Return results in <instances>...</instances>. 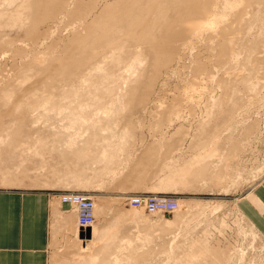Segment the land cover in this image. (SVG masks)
<instances>
[{
	"label": "bare ground",
	"instance_id": "6f19581e",
	"mask_svg": "<svg viewBox=\"0 0 264 264\" xmlns=\"http://www.w3.org/2000/svg\"><path fill=\"white\" fill-rule=\"evenodd\" d=\"M95 1L96 0H89V4L88 2L83 4L82 0H0V29L3 25H7L5 26L6 28L13 26L16 30L24 32L25 35H23L26 38L24 41L26 43L30 39L35 42L38 47H45L44 51H41L40 48V50L36 52V58L32 61L29 55L33 52L29 53L31 50L28 52L29 49L24 48L26 45L25 42L22 48L19 43L17 49L12 50L14 54L12 53L13 61L11 62V67L8 64V69L5 67L0 71V79H3L4 82L3 87H0V103L8 110L6 111L7 114L8 112L11 113L13 110L18 111V119L16 118L18 120L17 122L14 117V121H10L13 123L9 122V124H7L9 126L0 125V128H5L0 130V164H4L6 161L5 159L9 160V158H11V155L7 158V154L12 150L10 148L14 146L17 147L19 143L24 142L25 139H23V137H26L24 135L25 133L23 134L24 129L27 125H30V127L33 126L35 119L48 120L50 116H54L55 119L62 122V126L73 128L75 125H80L81 123L89 121L88 118L84 117L86 111L94 110V114H98L99 112L110 113L114 110L113 107L115 104H120L121 100L125 97L132 98L138 92L139 88L140 90L144 89L141 91V94L146 90L145 97L147 98V94L150 93V87H152L151 84L154 82L153 79L155 78L157 81L156 77L158 78L160 75H164L162 74L163 70L176 69L179 64H182L186 56H191V62L193 64L192 74L195 76V79L191 81L192 86H190V89L193 90V84L199 86L200 81L206 79L212 84L215 82L214 85L211 84V86L215 87V89L217 88L218 91L215 97H213V93L207 95V98H209L210 95H212V98L210 96L209 100H207L208 103L204 104V108L207 109H204V112L205 110L207 111L206 113L209 111L208 114L210 115L213 111H216L218 114V112L225 109V113L230 116L229 122H231L230 120H234L233 117H235L232 114L240 112V109H248L250 107L249 105L252 106V104H256L257 101L264 105V92L262 93L264 88V53L262 52L263 55L261 57L258 51L259 54L253 57V53L256 51L253 52L254 50H252L249 56V50L248 53H246L249 57L246 58L244 56V50H246V48L248 50L249 46L245 47L246 43L243 45L244 43H242L241 40L239 41L242 43L241 47L240 45V48L237 47V41L243 35L242 32L245 31L246 34V29L251 26L253 27V25L249 26V18H257V20L261 22V25H264V11L260 10L264 9L263 7L260 8L264 0H107L103 4L101 2V11L98 14L96 13L97 15H94V18L92 17L90 21H88L89 19L86 21V15L90 10V5H93ZM70 2H73V8L71 9L68 7ZM93 8H97L96 5ZM258 8H260V11ZM64 13L66 14L61 17ZM55 14H61L60 21L62 24L59 22V25H56L57 28L47 23L48 21L51 22L50 20ZM64 17H66V21ZM57 19L59 20V18H56L55 22ZM62 20H64V22ZM45 23H47L46 26L44 25ZM251 23L256 24L252 21ZM60 26L61 28L71 27V34L69 30H67L70 36L65 42L54 36L55 32L59 31ZM250 32L251 28L249 30V33ZM263 32L260 31L262 34ZM9 35L10 34L6 35L3 29L0 30V55L2 53L6 54V50H8L6 48L18 40L17 37L11 38ZM248 35L250 36V34ZM251 36L253 38V35ZM251 36L249 38H251ZM20 41L23 40L21 39ZM245 41L246 40H244V42ZM18 42L19 41H17V43ZM213 42L214 44L218 42L219 47H216L218 43L213 46ZM206 44H208V51L210 54L205 56L202 55L201 52L205 49ZM251 44L252 47L255 46L253 42ZM38 47L36 46L37 49ZM33 48L35 49V47ZM58 49V55H52L56 52L55 50ZM76 51H78V56H73L72 54ZM57 52L55 54H57ZM8 54H6V56ZM46 54H50V57L48 55L44 56ZM70 54L72 56H70ZM210 55L215 56L214 59H211ZM7 57H9V55ZM10 57H12L11 53ZM143 61L147 62L144 64L142 63ZM258 62L259 64L256 65L255 63ZM147 63L148 68L140 69L141 64L145 66ZM143 65L141 68L144 67ZM178 68L176 70L174 69L172 72H178ZM21 69H27L28 72L30 71V73H32L33 71L34 73L30 76V73H27V75L23 70L26 77L24 76L25 74L23 75V73H21ZM229 69L232 73L226 71ZM222 70H224L223 72L225 74H231V76L224 79L223 72L221 73ZM12 71H15V73L20 71V73L16 74H21V76L23 75L25 78L29 76L33 78L35 75L36 79L34 78V82H29L30 85L28 88L25 87L26 92L23 91L27 93L26 95L28 96H23L26 98H23L25 100L20 98V93L18 94V99L12 100L13 94L19 91L18 89L13 90L12 84H9V81L11 82V78L13 77L11 76L13 74ZM149 72H151V74ZM56 73H59L58 75L62 74V76L60 75L59 77ZM55 75H57L59 79L61 77L63 79L56 80L58 77L54 79ZM19 76L17 75V77ZM199 77L201 78L200 80ZM217 77L218 79H216ZM21 78L18 79L19 82L16 79L19 86L22 84L20 79L21 81L25 79L23 77ZM90 78L95 79L91 81ZM144 78H148V81L146 80L147 82L144 81L145 83L142 82ZM15 79L13 80L14 83ZM28 80L25 79L24 81L27 83ZM54 81H57L58 86L54 85ZM17 82L16 87L18 86ZM86 82H88V87L82 88ZM155 82L153 84L157 83ZM24 83L23 85L25 86ZM33 84H39L40 87L38 85L39 88L35 91L33 88H36L35 86L37 85L34 86ZM19 86L17 88H19ZM154 86L155 85H153V88ZM9 87H12L13 94H11L12 91ZM53 88L54 90H52ZM40 89H42L40 91L42 93L38 92ZM55 89H57V92H54ZM186 91L188 90L186 89ZM194 92H197V88ZM139 93L140 92H138L137 95ZM10 94L12 96H10ZM184 96L185 95H183V97ZM141 97L139 96V98ZM146 98L143 99L147 102L148 98ZM166 98L165 96H157L154 98V104L152 105V107L154 106L153 110L167 111L169 108L173 107L175 102L171 100V103H167ZM143 99L139 100L143 102ZM196 99L198 98L196 97ZM202 101L204 102V100ZM188 110H190V108ZM14 112H12V114ZM180 112L181 111L178 109L176 116L179 117ZM190 112L191 111H189V113ZM206 113L205 115H208ZM2 116L3 114L1 112L0 124H3L1 121ZM107 117L110 118V115H107ZM227 117H225V121ZM25 118L28 120L27 123H25ZM13 119L11 118L10 120ZM65 120L67 121L66 124H64ZM225 123V128L230 127V125H227L228 121ZM11 124L13 127L15 126L14 130L12 126H10ZM248 126V129L245 127L247 129L245 132L250 136L257 127L256 124ZM9 127H11V129ZM80 135L81 133L79 131L73 133L69 130L66 142L71 144L77 141ZM54 137L61 143L65 142L63 135L57 134L54 135ZM27 138L28 137H26V139ZM110 140L111 139H108V141ZM24 145L23 143V146ZM20 147L21 144L20 146L18 145L19 149ZM118 148H120L119 143L102 146L99 154L91 157L92 160L84 166L85 170H87L93 168L94 164L99 165L101 174L97 172V168L93 171V174H95L94 178L99 177L98 180L93 183L94 187H107L109 183L107 182L108 178H106L107 174L109 173V177L114 176L116 172H122L124 168L130 171V173H136L135 176L137 177L145 173L147 175L148 170H151L150 168L154 161L153 156L149 157L148 155V158L145 159H132L130 156H127L124 160H114L113 155L118 151ZM85 154L87 153L85 152ZM206 154V157L212 156L211 154ZM15 156H13L14 160L16 159ZM201 157L194 158L193 161H183L180 163L175 159L174 162L165 163L163 168L161 167L164 171V176L159 180V184L166 188H171L176 184H184L197 188L196 183L198 181H201V183L205 182L203 180H206V177L210 179L211 173L208 171L211 169L214 171L218 166V163H216L213 158L212 160H207ZM202 160L206 161L204 165ZM219 160L217 162H219ZM121 161L122 163H120ZM194 163H200V167H194ZM16 168H18V166ZM229 168H233V172L237 174L235 177L240 174L238 172L240 169L239 167L238 170H236L237 168L234 170V166ZM9 170L10 169L7 167L4 169L0 168V183H6L7 185L11 183L12 185V182H17L18 184V181H21L22 177L18 180V176L16 175V178ZM16 172L18 171L16 170ZM49 172L52 175H56L51 177L50 180L48 179L43 182V186L45 185L49 188L56 186L55 183L60 184L61 182L65 184L70 182H74L75 184L90 183L84 175V170L79 172L70 170L69 168L57 170L53 167L49 169ZM127 175L128 173L126 176ZM222 175L224 174H221V176ZM227 177H229L232 183L236 180L233 175ZM204 184H207V181ZM200 186H202V184ZM93 201L94 222L91 225V236L89 235L91 239L87 241V244L85 243L86 247H81V245L78 246L72 241H67L66 246L69 248V258L58 259L57 263L54 264H137L138 261L149 257V251L152 253L151 250H142L145 249V246H148L149 242H152L153 235H159L164 231L170 233V236L167 237L169 239L168 244L173 250L170 252V255L165 254L168 258L172 259L173 257H177L174 252L180 248L184 253L185 251L183 248L185 247L187 252L186 254L184 253L185 256L177 254L183 257L184 261H182V264H224V262H226V264H231L232 259L230 257L228 258L221 248L215 246L207 238H202L204 240L200 239V241H198V239H196L198 237L194 232L197 230L195 228L200 226L202 228L203 225V227H205L203 230L205 237L208 226L215 228L219 232L222 230L221 227L225 225V221L228 219L227 217L225 218L228 212H223L221 215L222 217L218 215L220 211H223L226 205L223 201L204 199L185 200V209L182 214H178L181 208V203L179 202L178 208L174 210L175 212L172 211L174 214L171 218H162L159 216L155 218L154 216V218L151 219L150 215H155V213L160 211L149 213L142 207H133L122 212H113L106 220V225L101 223L103 225L100 226L95 224L96 220L104 216V213L107 214V210L109 211L112 209V203L108 200L95 201L93 199ZM138 208L143 209L149 214L140 211ZM71 209L73 210H71L72 213L75 212L77 220V213L74 207H71ZM235 209L241 217H243L239 207L236 206ZM238 213L236 215H238ZM238 218L240 217L238 216ZM124 221L135 223L137 230H133V233L128 232L122 234L120 227ZM216 225H219V229H217ZM66 227L65 232L70 234V225ZM186 238L189 239L186 240ZM181 239L186 240L187 243H182ZM241 255L240 258L242 257ZM199 258H202V260ZM180 259L182 260V258ZM221 260H223V262Z\"/></svg>",
	"mask_w": 264,
	"mask_h": 264
},
{
	"label": "rangeland",
	"instance_id": "374dc122",
	"mask_svg": "<svg viewBox=\"0 0 264 264\" xmlns=\"http://www.w3.org/2000/svg\"><path fill=\"white\" fill-rule=\"evenodd\" d=\"M106 1L107 0H104V1L96 0L93 3V5L91 4L90 10H89L90 12L88 11L87 13V15L89 14L88 15L89 17L86 15V21L87 19H89L88 21H90L92 17L94 18V15H97L101 11L100 8L102 4L105 3ZM82 2L83 4H86L87 2L89 4V0H82ZM72 3L73 2H70L68 5L70 9L73 8ZM262 4L260 5V8L262 7L264 8V2ZM95 5L97 8L94 9L93 7H95ZM92 8H93V11H92ZM260 8H258V10ZM260 10L264 11V9H260ZM65 14L66 13H64L63 15L61 14L60 15L62 17ZM60 15L55 14L54 16H52L53 18L50 21L53 24L49 21L47 23L57 28V26L59 25V22L60 24H62L60 21L61 19ZM56 18H59V20L57 19L58 21L56 20L55 22ZM64 18L63 19L66 21V17ZM253 19L254 18L252 17L249 18V22H250L249 26L253 25V27L252 26L250 27L251 32L249 33L250 28L248 27V29H246V34H245V31L242 32L243 37L240 35L241 37L237 41V47H239V45L241 47L242 43H244L243 45H245L246 43L245 47L249 46L248 50L247 48L246 50H244V56L246 58L250 56L252 50H254L253 52L256 51L255 53H253L254 54L253 57H256L255 55L256 54L258 55L259 52L261 54L259 56L262 57L264 53V49H263L264 48V32H263L264 25L262 26L261 22L257 20V18L254 19L255 22ZM64 20L62 21L64 22ZM250 20L256 24H252ZM47 23H45L44 25L46 26ZM3 26H1V29H3V32H5L6 35L10 34L9 37L11 38L17 37L18 40L15 41L16 43L14 42L13 44L9 45L6 48L9 50V52L11 51L10 53L12 57H10V53L8 52V50H6L7 52L6 54L9 53L8 55L10 58L7 57L8 55L6 56L5 53H2L0 55V71H2V69H4L5 67H7L6 69L9 68V66L11 65V62L13 61L14 53L12 52V50L17 49V46L19 43L21 45L20 46L21 48L26 44L28 48L26 47V45L24 46V48L29 49L28 52L31 50L29 53L33 52L30 55L28 54L29 58L32 61L35 60L36 54H37L36 52L40 50V48H41V51L45 50V47L43 46L38 47V45L35 42H33L30 39L28 40V38H27L28 41L26 40L27 41L26 43L24 41L26 39L24 36L25 34L24 32H21V30L20 31L16 30L15 27L13 26H10L8 28L5 27L7 25H5L4 27ZM59 28H60L59 31L55 32L54 36H56V38H59L61 41L64 40L63 42L67 41V39L69 38L71 34L70 32L71 27L61 28L60 26ZM261 28L263 29V31ZM67 30H69L70 34L67 32ZM260 31L263 32V34L260 33ZM247 33L250 34V36L253 35V38L252 36H251L252 39L249 38L250 36ZM21 39L23 41H20ZM244 40L246 41L244 42ZM250 40L253 42V45L255 46L252 47V44H251L252 42ZM17 41L19 42L17 43ZM239 41H241L242 43ZM217 43L218 42L214 44L213 42L212 45L214 46ZM218 45L219 43L216 45V47ZM36 46L38 47V49L36 48ZM260 46H263V47H260ZM33 47H35V49ZM55 51L57 52L59 51V49ZM55 53H53L52 55H55V56L58 55V52L57 54ZM246 53H248L249 56H247L248 54ZM71 54L70 56L72 55L78 56V51L74 52L72 55ZM201 54L205 56L207 54L208 55L210 54V52L208 51V44L205 45V49L202 50ZM47 55L49 56L50 54H46L44 56H47ZM210 57L211 59H214L215 56L210 55ZM146 62L143 61L142 63L145 64ZM255 64L257 65L259 64V62ZM142 65L143 64H141V67ZM145 66L143 68L140 67V69L148 68V63ZM192 66L193 64L191 62V56H186L182 64L178 65L179 67V68L177 67L179 70L178 72H172L174 71L175 68L173 70L166 69L162 71V74H164L165 76L160 75L162 79L160 78V76L158 78L156 77L157 81L155 80V78L154 79L152 78L153 81L154 82L156 81L157 83L155 82L156 84H153L154 83L153 82L151 84L152 85V87H150L151 89L153 88V85L155 86L152 89L153 91L151 89L149 90L150 93L147 94L149 96V97L147 96L148 99L145 97L146 90L143 91L141 94V91L144 89L141 88L142 90H140L139 88L138 92L140 93L137 95L138 93L137 92L133 96L135 97L137 95L136 96L137 98L136 97L135 98L133 97L123 98L120 104L114 105L113 107L114 110H112L110 113L99 112L98 114H94L95 112L94 110L86 111V114L84 117L88 118L89 121L81 123L80 125H75L73 128L62 126L61 125L62 122L55 119L54 116H50V119L48 120L38 119V118L35 119V123L33 124V126L30 127V125L29 126L27 125L26 126L27 128L25 127L23 134L25 133L24 135L28 138L26 139V137H23V139H25L26 141L24 140V142L22 143L18 142L19 146L21 144L20 149L18 148V145L17 147L14 146L10 148L12 150L9 151L10 153L8 152L9 154H7V158H9V155H11L10 156L11 158H9V160L5 159L6 161L4 160L5 161L4 164H0V168L4 169L7 167L8 169H10L9 171L13 174V176L17 175L18 180L19 178L22 177L21 181L19 180L20 182L18 181V184L17 182L16 183L12 182V185L11 183L8 185L6 183H5L6 185L0 183V186L46 187L45 185L43 186V182H45L48 179L50 180L51 177L56 176L54 174L53 175L50 174L51 172V171L49 172L50 168L55 167L57 170H63V169L65 170L66 168H69L70 170H73V171L75 170L78 172L84 170V175L89 180L90 182L89 184H75L74 182L65 184L61 182L62 184L55 183L56 186L52 188L58 189V190L83 191V192H87L90 195H92L95 201L97 200L110 201L112 203L111 204L112 209L109 211L107 210L106 211L107 214L104 213V216L99 217L98 218L99 220L98 219L96 220L97 223L95 222V224H97L98 226L103 225V224L106 225V220L113 212H116V211L122 212L124 210L133 208L134 206H131L126 202V198L132 194H137V193L175 194L180 199L179 202L181 203L180 211L179 212L176 211L178 212V214H182L183 210L185 209V206H184L185 200H196V199L220 200V201H223L226 205L223 208V211H220L218 213L219 217H222L221 215L223 214V212L225 213L228 212L227 214L228 216L227 215L225 216L224 214L225 218L227 217L228 219H226L225 225L221 227L222 230L219 232L215 228L208 226L209 231L207 229V233L205 237L204 235L205 233L203 231L205 229V227H203L204 225L202 226L203 229L201 228V226L197 227L195 228L197 230L194 231L198 237L196 239H198V241H200V239L202 238L209 239L211 243H213L218 248H221V250H223V252L225 253V255H227L228 258L230 257L232 259V260L229 259L231 260V264H264V237L253 227V225L244 216L241 217V215L235 209V207L238 206L239 197L244 192L252 188L260 179L264 177V105L261 102L257 101L256 104L254 105L252 104V106L249 105L250 107L248 109H240L239 110L240 112L236 113L237 116L236 114H232L237 119L233 117L235 121L230 120L231 122H229L230 116H228L229 114L227 115L225 113V109L221 110V112H218V114L216 111H213V112L211 111L212 114L209 115L208 114L209 111L208 113H206L207 109L204 108L205 107L204 104L208 103L207 100H209L210 96L212 98V95H214L213 97L217 95L218 93L217 88L215 89V87L211 86L212 83L202 78L203 80L200 81L199 86L193 84V88H192L194 91L196 90V88H197V92L199 90L200 91L197 93L191 90L190 89L191 88L190 86H192L191 81L192 79L193 80L195 79L194 74H192L193 73ZM225 67H228V66H225ZM23 70L26 74L30 73V71L28 72L27 69H23ZM23 70L21 71V73H23L24 75L25 73L23 72ZM165 71H168V72H165ZM223 71L224 70H222L221 73ZM226 71L232 73L230 69ZM12 73L13 74L11 76H13L14 79L17 77V75L18 76L20 75L19 77L16 78L17 80L21 77L25 78L24 76H26V74L24 76L23 75L21 76V74H16V73H20V71L16 73L15 71H12ZM33 73L34 72L32 71V73H30V76L33 75ZM149 73L151 74V72ZM56 74L58 75L59 73H56ZM57 75H55L54 79H56V77L58 76L60 77V75L62 76V74L58 76ZM80 75H77V76H80ZM30 76L25 79L27 80L30 79L32 82L28 80V82L26 83L24 81L25 79H23L22 81H24L25 82L24 83L21 81L22 79L21 78L20 79V82L22 83V84L20 83L21 86H19V83H18L19 80L17 82L15 79V83H14L13 77L12 78L10 77L13 82L11 81L12 82L11 83L9 81V84H12L13 90H16V89L19 90L18 92L16 91L17 93L16 94L13 92L12 87L11 88L9 87L10 90L12 91L11 94L14 93L13 96L10 94V96H12V100L18 99L19 93L21 94L20 98L22 99L25 98L23 96L27 94L24 92H26V88H28V86L30 85L29 82L33 83L34 80L36 79L35 75L33 76V78ZM223 76L225 77L224 79H226L227 77L231 76V74H225L223 72ZM59 77L56 80H60L62 78L61 77L59 79ZM90 79L91 81H93L95 78H90ZM200 79L201 78L199 77V80ZM216 79H218V77ZM146 80L148 81V78H144L142 82L145 83L147 82ZM16 82L19 88H17L18 86L16 87ZM54 82L56 83V84L54 83V85L58 86L57 81H54ZM23 83L25 84V86L23 85ZM214 83L215 82H213L212 85H214ZM3 84H4L3 79H0V85H1L0 87H3ZM38 85L35 86L36 88H33L35 89V91L36 89L40 87V85L39 87ZM85 87L86 88L88 87V82H86V84L82 86V88H85ZM184 87L188 91H186ZM200 87L203 88V93H202V88ZM20 88L22 91L20 90ZM41 90L42 89H40L38 92L42 93L40 92ZM52 90H54V88ZM263 90H262V93L264 92ZM54 92H57V89H55ZM186 92L189 94H187ZM143 94H144V97H143ZM149 94H151L152 96ZM209 94H212V95H210L209 98H207L208 97L207 95ZM156 95L165 96V98L167 97L166 98L167 103L168 102L171 103V100H172L173 102H175L174 106L169 108L167 111L153 110L154 106L152 107V105L154 104V98L157 97ZM183 95L185 96L183 97ZM139 96L146 98L147 102L142 97L139 98ZM26 97L28 96L26 95ZM196 97L198 99H196ZM139 99H143V102L142 100L140 101ZM202 100H204V102ZM193 102H194V105H193ZM0 106L2 107V108L0 107L1 109L0 113L2 112L3 114V116L1 117L2 118L1 121L3 122V124H0V125L9 126L7 124H9L10 121H14V119L16 122L18 121L17 120L18 111L13 110L12 112L15 111L13 113L14 114L13 116L12 112L11 113L8 112L7 114L6 111L8 110L6 109V107L4 108L1 105V103H0ZM187 108L188 109L190 108V110H188ZM178 109L183 113L182 114L180 112L179 117L176 116V113H178ZM204 109H206L205 112L203 111ZM189 111L191 112L189 113ZM205 113L208 115H205ZM107 115H110V118L107 117ZM224 116L225 117L228 116L226 120L228 121L227 125L228 126L230 125V127L228 128H225L226 118ZM11 118L12 119L14 118V119L10 120ZM27 121L28 120H26L25 123H27ZM66 122L67 121L65 120L64 124H66ZM10 123H13V122H10ZM253 124H256L257 128L255 129L253 133L250 134V136H248L245 130L248 129L247 128L248 125H253ZM10 126H12V124ZM3 128L4 127L0 128V130H2ZM9 128L11 129V127ZM12 129L14 130L15 126L14 127L12 126ZM69 130L73 133H76L77 131L81 133V135L79 136V139L77 138L78 140L71 144L66 142ZM57 134L63 135L65 139L64 143H61L56 140L54 135H57ZM108 139H111V140L108 141ZM23 143L26 146L25 145L23 146ZM117 143L120 144V148H118V151H116L115 154L113 155L114 160H124V158L127 156H130V158L132 159H140V158L145 159V158H148V155L149 157L153 156L154 161L152 162V165L150 168L151 170H148L147 175L145 173L140 177L135 176L136 173H132V172L130 173V171L126 170V168H124L122 172L121 171L116 172L114 176H111V177H109L110 175L108 173L106 177L108 178L107 182H109L108 186L96 188V186L94 187L93 183L97 181L99 177L94 178L95 174H93V171L97 168V172H100L101 174L99 165L94 164L93 168L87 169V170H85L84 166L87 165V163L92 160L91 157L99 154L102 146H106L107 144L115 145ZM107 147L111 148L109 146ZM23 149L25 152L23 151ZM85 152L87 154H85ZM206 153L211 154L212 156L206 157L207 155ZM13 156H15L16 158L15 160ZM200 157L202 159H207V160L209 159L212 160L213 158V160H215L216 163H218V166L214 171L212 169L208 171L211 173L210 179L206 177V180L205 179L203 180L205 182L202 181L203 183H201V181L200 182L198 181L196 183L197 188H193L191 186H187L184 184H176L171 188H166L165 186L159 184L160 183L159 180H161L164 176L163 174L164 171L162 170V168L165 165V163H169L171 161L174 162L175 159L180 163L183 161L184 162L193 161L194 158H200ZM218 160L219 162H217ZM120 163H122V161ZM200 163H194V167L196 168L200 167ZM202 163L204 165L206 161L202 160ZM17 166L18 168H16ZM231 166H234V170L236 168H237L236 170L240 168L238 171L240 174L237 177H235L237 174L233 172L232 170L233 168H229ZM236 166H238L239 168ZM15 168L21 175L18 172H16V170L14 171ZM126 172L128 173L127 176H126L127 174ZM130 174H131V177H130ZM221 174H224V175L221 176ZM229 175H233L234 178L236 179L234 183H232L229 180V177H227ZM206 181H207V184H204L206 183ZM201 184L202 186H200ZM138 209L146 214H149L141 208H138ZM174 212H171V213L157 212L155 213V215H150L151 216L150 218L152 219L154 218V216L155 218H157L158 216L162 218L163 217L171 218ZM237 213L238 215H236ZM70 214L72 216V219L70 221V223H72V225L70 226L71 227L70 234L65 232L64 229L62 230V228L56 231V234L52 238V243L50 245L49 264L57 263L58 259H62V258L68 259L69 258L70 253H69V248H67L66 246L67 241H72L74 244L78 246L81 245V247L82 246L86 247L87 241L91 239L90 238L91 233L89 234L90 236L88 238L85 235L84 236L79 235L80 231L77 228L78 227L77 220L74 217L75 214H73L72 212ZM238 216L240 218H238ZM91 227L89 228L90 230H91ZM216 227L217 229H219V225H216ZM120 230L122 234H126L128 232H132L133 230L136 231L137 229L135 227V223L124 221L120 227ZM153 233H158V232H153ZM160 234L153 235L152 242H149L148 246H145V249L142 250V251L151 250L153 254L150 253L149 251V254H148L149 257L146 259H143L144 261L143 260L138 261L137 264H182L183 263L182 261H184V259L182 256L180 257L179 255L185 256L184 253L185 254L187 253L185 250V247L183 248L185 251L184 253L182 252V249L180 248L179 250L174 252L175 256L177 257L175 258L173 257L172 259L168 258L165 254L170 255V252L173 251L169 247V244H168L169 239L167 237L170 236L169 235L170 233L168 231H164V232H161ZM64 238H65V242H64ZM188 239L186 238V240ZM181 240H182V243H187L186 240L184 239H181ZM63 244L65 247L63 246ZM240 255L242 256L241 257L242 259L240 258ZM180 258H182V260ZM199 259L202 260V258H199ZM221 261L223 262V260ZM224 264H226V262H224Z\"/></svg>",
	"mask_w": 264,
	"mask_h": 264
},
{
	"label": "crops",
	"instance_id": "0c3cea01",
	"mask_svg": "<svg viewBox=\"0 0 264 264\" xmlns=\"http://www.w3.org/2000/svg\"><path fill=\"white\" fill-rule=\"evenodd\" d=\"M60 191L0 186V264H49L56 231L72 225L71 206L59 200ZM238 207L264 237V177L239 197Z\"/></svg>",
	"mask_w": 264,
	"mask_h": 264
},
{
	"label": "built area",
	"instance_id": "2783aa9c",
	"mask_svg": "<svg viewBox=\"0 0 264 264\" xmlns=\"http://www.w3.org/2000/svg\"><path fill=\"white\" fill-rule=\"evenodd\" d=\"M62 203L74 207L77 213V228L85 231L94 222L93 196L77 190H61L58 194ZM179 198L170 193H137L127 197L126 202L134 207H142L147 212L171 213L179 206Z\"/></svg>",
	"mask_w": 264,
	"mask_h": 264
},
{
	"label": "water",
	"instance_id": "95a60500",
	"mask_svg": "<svg viewBox=\"0 0 264 264\" xmlns=\"http://www.w3.org/2000/svg\"><path fill=\"white\" fill-rule=\"evenodd\" d=\"M89 234H90V229L89 228H87L85 231H80L79 232V235L80 236H86L87 238L89 237Z\"/></svg>",
	"mask_w": 264,
	"mask_h": 264
}]
</instances>
